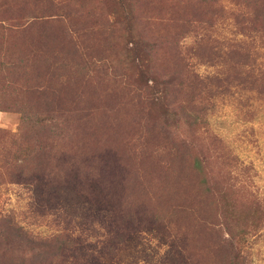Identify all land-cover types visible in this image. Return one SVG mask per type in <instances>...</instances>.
<instances>
[{"label": "rangeland", "instance_id": "rangeland-1", "mask_svg": "<svg viewBox=\"0 0 264 264\" xmlns=\"http://www.w3.org/2000/svg\"><path fill=\"white\" fill-rule=\"evenodd\" d=\"M238 1L0 0V213L64 237L38 253L0 227V264H230L238 230L250 236L245 264H264V75L236 85L248 64L264 72V45L248 42L246 60L197 41ZM165 32L162 44L142 38ZM41 82L54 91L36 92ZM58 93L92 112L41 134L37 113ZM167 97L189 125L167 117ZM123 188L154 216L130 193L115 208Z\"/></svg>", "mask_w": 264, "mask_h": 264}, {"label": "trees", "instance_id": "trees-1", "mask_svg": "<svg viewBox=\"0 0 264 264\" xmlns=\"http://www.w3.org/2000/svg\"><path fill=\"white\" fill-rule=\"evenodd\" d=\"M215 1V0H214ZM239 3H243V6L237 7V9H233V11L230 14L224 15L223 20L227 19L225 23L223 22L224 26H215L216 24L213 21H209L207 28L201 27V32L198 34L197 41L199 43H203L204 45H212L214 48L218 47H225L228 49L227 52H225L226 57H235L237 55L241 56V58L250 60L253 57V53L251 48L249 47V43H254V40L259 37L261 39L262 44L264 45V0H240ZM55 5V4H54ZM56 6V5H55ZM57 7V6H56ZM226 11V10H224ZM229 18V21H228ZM188 21V20H187ZM186 21V22H187ZM212 27V28H210ZM180 32H186V25L184 23L181 24ZM166 33H162L161 36H155V37H149L150 40L146 37H142L145 41L153 42V44L158 43H164L166 39ZM166 39V40H164ZM179 39L170 40L171 42H174L177 44ZM148 46V45H146ZM154 51L156 50H148L149 53V64L152 65L157 57L154 56ZM40 54L43 59H45L47 56L46 52L44 50L40 51ZM218 55V54H217ZM57 57V56H56ZM214 56H207V61H210L213 63ZM224 59V58H223ZM244 60L242 62V66L244 67L247 63ZM13 64L12 62H10ZM247 70H243L245 73L242 79L237 82V86L241 83L247 84H255L257 79L263 78L264 72L263 70H258L255 72L253 68H251V65L248 64ZM191 75L194 76V79L201 81L203 80H209L214 74L209 75L205 73L204 75L196 72L191 71ZM221 73H217L214 75V78L216 80L220 81H227L230 76L223 72V78H220ZM235 77V76H234ZM251 77V78H250ZM238 80V79H237ZM167 89V92H172V89L170 87H165ZM164 89V91H165ZM31 90V87H30ZM51 90V86L47 83H40L36 87V92H39L40 94H43L47 91ZM241 90H243L245 93H253V87H242ZM54 90L50 91L53 92ZM181 90H178L176 92H180ZM175 92V93H176ZM55 98V99H54ZM172 101L168 102L169 97L166 99V103L173 107L171 109L172 111H167V117L172 118L174 120H177L178 122H181L183 126L189 125L191 123L192 116L185 112L184 110V104L181 102H176L174 99L175 97H172ZM54 99V100H53ZM57 99V102L61 106L67 105L68 108H64L65 110H62L58 107H56L55 100ZM45 102H47L50 106V109L48 108L45 111H41L37 113V125L39 126L40 133L43 134V130L49 131L51 130L52 133H54V129L57 128V126L60 124V127L65 128L68 123L70 116H79L83 123L86 122V118L89 117V115L92 112V108L89 104H87V101L85 99H80V96H74L73 98H64L62 93L55 94L54 97L46 99ZM53 102V103H52ZM25 103V102H23ZM26 112V111H24ZM170 112V113H169ZM68 116V117H67ZM22 120L29 118L28 112H26L23 116L21 114ZM36 137V136H35ZM45 140L43 137H37L38 145L35 148L36 154H41L44 157V154L46 153L47 146H42V142ZM45 144V143H43ZM34 155L31 154V157ZM37 157V156H36ZM39 162V163H38ZM41 161H37V166L41 165ZM132 191L137 193L136 191V184L133 186ZM126 188L120 189L115 191L114 193L119 194L120 196L113 194L111 195V198L113 200V205L115 207V203L118 201V207L119 208H125L126 206H129L128 203H126V194L130 193L132 196V207L134 205L137 206V210H139V207L141 205L140 202H138L137 198L134 197V195L131 192L125 193ZM116 208V207H115ZM141 211V210H139ZM150 208L144 207L141 212H136L137 214H142V216H146L148 219L154 215L149 214ZM136 214V215H137ZM150 216V217H149ZM146 218V219H147ZM116 219V218H115ZM0 227L4 228V232L6 234H11L14 237H16L18 240H21L24 244L30 245L32 248H37V252L41 253L43 251H46L48 248L53 247L54 242L64 243V237L62 232H51L46 234H40L36 232H32V230L15 220V215L13 213H6L2 214L0 213ZM212 229V227L210 228ZM230 236H234L235 241L237 243V252L233 256V258L230 260V264H245V247L246 243L250 241V236L247 235V233L244 230H238L237 234L234 235L233 233H230ZM226 238H223L222 242H224ZM223 243L218 244L219 249L223 247ZM59 246L57 247V249ZM56 249V250H57Z\"/></svg>", "mask_w": 264, "mask_h": 264}]
</instances>
